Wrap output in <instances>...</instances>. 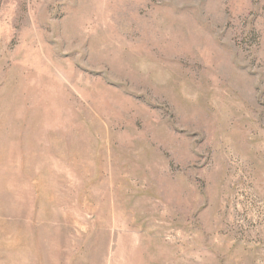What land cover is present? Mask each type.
Returning <instances> with one entry per match:
<instances>
[{"label":"rangeland","instance_id":"374dc122","mask_svg":"<svg viewBox=\"0 0 264 264\" xmlns=\"http://www.w3.org/2000/svg\"><path fill=\"white\" fill-rule=\"evenodd\" d=\"M0 264H264V0H0Z\"/></svg>","mask_w":264,"mask_h":264}]
</instances>
